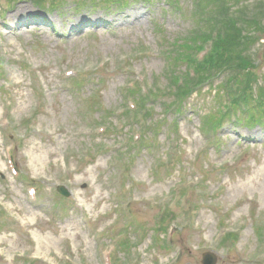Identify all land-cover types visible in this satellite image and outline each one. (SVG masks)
<instances>
[{
	"label": "rangeland",
	"instance_id": "rangeland-1",
	"mask_svg": "<svg viewBox=\"0 0 264 264\" xmlns=\"http://www.w3.org/2000/svg\"><path fill=\"white\" fill-rule=\"evenodd\" d=\"M206 252L264 264V0H0V264Z\"/></svg>",
	"mask_w": 264,
	"mask_h": 264
},
{
	"label": "water",
	"instance_id": "water-1",
	"mask_svg": "<svg viewBox=\"0 0 264 264\" xmlns=\"http://www.w3.org/2000/svg\"><path fill=\"white\" fill-rule=\"evenodd\" d=\"M58 191L65 197H69L70 194L62 187L58 188ZM218 259L213 253H206L203 255L202 264H217Z\"/></svg>",
	"mask_w": 264,
	"mask_h": 264
},
{
	"label": "bare ground",
	"instance_id": "bare-ground-1",
	"mask_svg": "<svg viewBox=\"0 0 264 264\" xmlns=\"http://www.w3.org/2000/svg\"><path fill=\"white\" fill-rule=\"evenodd\" d=\"M103 64H104V65H106V62H105V63H103ZM36 117H37V114H36ZM33 118H34V115H33ZM33 118H32V119H33Z\"/></svg>",
	"mask_w": 264,
	"mask_h": 264
},
{
	"label": "trees",
	"instance_id": "trees-1",
	"mask_svg": "<svg viewBox=\"0 0 264 264\" xmlns=\"http://www.w3.org/2000/svg\"><path fill=\"white\" fill-rule=\"evenodd\" d=\"M246 33V32H245ZM245 33H244V35H245ZM185 93H186V91H185Z\"/></svg>",
	"mask_w": 264,
	"mask_h": 264
}]
</instances>
